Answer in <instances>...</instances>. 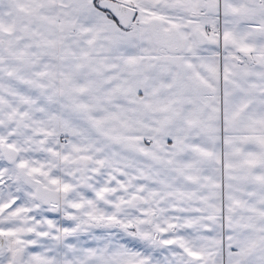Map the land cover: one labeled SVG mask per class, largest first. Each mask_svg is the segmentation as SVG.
Wrapping results in <instances>:
<instances>
[{
    "label": "snow or ice",
    "instance_id": "6c2138e0",
    "mask_svg": "<svg viewBox=\"0 0 264 264\" xmlns=\"http://www.w3.org/2000/svg\"><path fill=\"white\" fill-rule=\"evenodd\" d=\"M0 264H264V0H0Z\"/></svg>",
    "mask_w": 264,
    "mask_h": 264
}]
</instances>
